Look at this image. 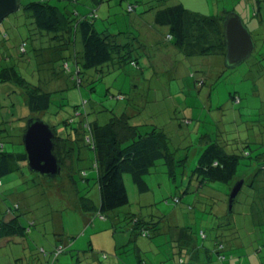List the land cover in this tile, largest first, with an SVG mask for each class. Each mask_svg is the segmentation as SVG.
Here are the masks:
<instances>
[{
  "label": "rangeland",
  "instance_id": "1",
  "mask_svg": "<svg viewBox=\"0 0 264 264\" xmlns=\"http://www.w3.org/2000/svg\"><path fill=\"white\" fill-rule=\"evenodd\" d=\"M19 1L25 4L41 0ZM164 1L166 5L180 1L202 15H207L208 10H214L216 5L220 7L219 14L234 10L245 26L249 25L248 16V21L256 24L257 32L251 33L256 48L246 61L234 68H227L224 62L218 66L211 65L212 58H197L206 66L201 70L194 64V59L174 51L171 43L165 40L168 29L154 24V11L144 13L162 3L161 0H104L95 8L96 28L110 34L121 33L118 37L120 43L126 40L133 42L138 35L142 47L137 44V39L134 46L138 48L139 65L129 63L112 71L103 67L99 78L94 71H85L79 75L80 85L77 86L76 78L70 80L67 74L60 73V63L55 56L56 50L55 53L52 50L50 35L38 34L22 7L0 24V33L5 27L8 35L7 40L0 41V54L7 58L5 63L16 65L31 85L53 93V105L49 111L45 115H31L24 105L22 90L11 83L1 85L0 101L4 107L1 118L8 121L5 127H11L13 142L21 141L20 130L32 117L53 126L60 137L66 132L61 121L73 117L75 111L85 113L89 122L98 121L100 124L126 113L132 116L131 123L140 121L162 127L169 137L171 150L176 151L175 158L187 157L185 166L177 167L175 180L169 178L165 166L158 162L145 177L149 188L145 193H139L130 176L125 174L123 180L129 204L115 211L114 214L118 213L116 221H103L98 217L93 154L86 147L82 148L79 160L75 161L73 175L77 188L65 172L47 179L31 173L27 167L0 178L3 183L0 194L9 193L14 200H19L17 192L19 195L23 193L24 198H32L24 224L32 219L39 222L30 229L27 238L0 239V264H17L19 261L23 264H111L115 260L119 264H134L131 246L140 248L141 258L147 264H171L179 257L185 259V251H179L177 246L178 232L184 227L191 228L199 246L203 244L210 250V263L204 251L200 250L198 264L223 263L213 250L216 239L225 245V254L235 257L233 260L237 262L233 264H264V185L257 181L252 187L248 184L258 169L264 171V0H261L260 10L255 5L253 7L250 0ZM50 3L60 9L75 8L80 13L90 10L87 0H50ZM130 3L135 10L127 12ZM252 8L258 12V17L252 16ZM246 27L252 30L251 24ZM22 40L27 42L25 55L18 52ZM80 51V37L76 35L74 53L79 52L80 56ZM69 64L74 65L73 61ZM174 73L177 74L176 81L171 77ZM197 78L204 79L203 86L194 87ZM182 85L191 89L188 98L180 92ZM234 95L240 101L232 100ZM192 101L200 103L190 117L192 109H183ZM174 104L177 120H170L174 117L171 110ZM183 117L189 122L181 123ZM73 119L75 126L80 116ZM210 142L220 144L229 153L242 156L246 150L250 154L249 159L243 157L240 160L237 176L247 181L230 209L228 196L237 181L233 185L218 182L200 184L191 178L202 150ZM11 145L5 143V151L24 149L23 145ZM257 156L262 158L260 162H256ZM31 176H37L38 181L32 186ZM22 182L25 183L20 185ZM13 185H20L17 192H14ZM51 190L59 191L60 195H49ZM79 195L86 196V200L91 198L92 206L85 200H79ZM5 199V205H11L7 195ZM128 213L145 221H159L160 231L152 236L137 237L135 244L128 243L131 237L125 230V215ZM113 224L119 232H113ZM203 236L204 239L201 238ZM116 243L123 248L116 251ZM57 245H65L66 252L54 259V247ZM119 252L122 254L118 255Z\"/></svg>",
  "mask_w": 264,
  "mask_h": 264
},
{
  "label": "trees",
  "instance_id": "2",
  "mask_svg": "<svg viewBox=\"0 0 264 264\" xmlns=\"http://www.w3.org/2000/svg\"><path fill=\"white\" fill-rule=\"evenodd\" d=\"M87 1L90 3V10L85 13H80L75 8L69 9L65 7L60 9L56 4L50 3V0L28 1L25 4H21L19 1L20 7H22L23 12L28 14V18L32 20V24L38 34L46 33L50 35L49 41L53 44L52 50L53 52L56 50L58 53L55 56L58 63H60V67L58 68L60 73L67 74L70 80L76 78L77 86L80 85L79 75L85 71L92 70L96 73L97 78H99L103 74V71H101L103 67L108 68V71H112L119 70L129 63L138 66L140 56L136 53L138 48L134 46L136 39L138 40L137 44L142 47V44H139L138 35L135 38L132 37L134 38L133 42H127L126 40L120 43L118 37L121 33L110 34L107 30H98L94 23L96 18L95 8L104 0ZM161 1L162 3L145 10L144 13L154 11V24L168 29L165 40L170 42L177 52L190 59H206L212 56L224 55L225 46L221 24L225 16L202 15L185 9L181 3L166 5L164 0ZM134 10L133 4H128L127 12ZM6 30L7 28L4 27V30L0 33V41L8 39ZM76 35L80 37V56L79 52L74 53ZM26 46L27 42L22 40L18 49L20 55L26 54ZM0 57V87L2 84L7 83L17 86L22 90L26 110L31 115H45L53 105V93L45 91L40 86L28 83L19 73L16 65L5 63V59L7 58L4 59L1 54ZM51 58L54 57L52 56ZM70 61H73V66H70ZM3 62L4 65H2ZM200 69L202 70L203 68ZM205 72L207 71L205 70ZM172 78L175 80L177 75H173ZM203 85L204 79L197 78L194 87H201ZM180 92L185 97L188 95V98L191 89L185 88L182 85ZM231 98L234 101H240L236 95ZM199 103L192 101L191 105L189 103L183 110L192 109L189 113L191 117L194 115L193 109L195 110V107ZM3 108L0 101V178L27 169L24 149L17 150L13 148L12 151H5L4 149L5 143L12 144L11 146L15 147L22 145V142L19 141L17 144L13 142L10 132L11 127H5L8 121H4L1 118ZM171 110L174 113V117H170V120H177L175 104L171 105ZM75 116H80V120L74 126L73 124H76L73 119ZM131 118V115L123 113L118 117L110 118L104 124H100L98 121L89 122L85 113H77L75 111L73 117L61 121L66 132L60 137L56 135L54 127L49 125L54 133L53 154L59 161L61 172H65L74 185L77 184L74 180L73 171L75 172V161L79 160L80 151L83 147H86L92 152V169L96 173L93 180L98 193L96 212L99 219L103 221L109 219L116 221L115 218H117L118 213L114 214L115 211L129 204L123 180L125 174L130 176L133 185L139 193H145L149 190L145 177L150 175L151 170L156 167L158 162H161L165 166L169 178L175 180L177 177V167H184L187 161L186 156L182 159L175 158L176 151L171 150L169 137L162 127L144 124L140 121L131 123ZM181 120V123L189 122L185 117ZM20 133H24V128L20 130ZM243 157L250 158L248 151L243 150L241 156L227 152L218 143L210 142L202 150L197 164L192 170L191 178L198 180L200 184L218 182L233 185L236 181L241 180V176H237V172L240 160ZM261 160L262 158L257 156L256 162H260ZM251 164L252 160L249 161L247 167L249 168ZM258 170L250 177L252 179H249L248 184L250 187L254 186L256 181L264 185V177H260L264 176V171L262 169ZM82 176H85V174ZM31 177L32 186L35 185V180L33 176ZM244 180L247 181L246 179ZM241 181L243 182V186L245 181ZM23 183L25 182H22L20 185ZM2 186L3 183L0 180V188ZM15 186L13 185L14 192H17L19 186ZM15 194L19 196V200H14L6 192H1L0 194V239L27 238L30 234V229L36 225L33 219L28 220L26 225L24 224L25 214L30 210L21 207L20 202L23 199L27 200V198H24L25 195L23 193L21 195L18 192ZM6 195L12 202L11 205H5ZM85 197L79 195L77 198L81 201L85 200L88 205L92 206L93 201L91 198L90 200H86ZM125 222V230L131 236L128 243L135 244L137 237L152 236L153 233L156 234L160 231L159 221H145L133 213L125 215ZM113 229L114 233L119 232L116 227ZM201 238L204 239L205 237ZM201 245L199 246L195 242V235L190 227L182 228L178 232L177 246L179 251H185L186 256L185 259L179 257L171 264H198L200 250L204 251L207 256V262L210 263V255H208L210 250L203 244ZM213 246H215L213 250L217 255V259L223 261L222 264H233L235 262L233 260L235 257L231 258L232 254L230 256V254L224 253L226 247L221 240L216 239ZM114 247L118 251L123 248V245L116 243ZM131 248L134 255V264H147L141 258L140 248L138 246H131ZM65 249V245L54 247L53 258L56 259L59 255L65 253ZM41 252L46 255L44 250ZM120 254L122 253L119 252L118 255ZM105 256L103 254L104 258ZM17 264L23 263L19 261ZM111 264L119 263L115 260Z\"/></svg>",
  "mask_w": 264,
  "mask_h": 264
},
{
  "label": "water",
  "instance_id": "3",
  "mask_svg": "<svg viewBox=\"0 0 264 264\" xmlns=\"http://www.w3.org/2000/svg\"><path fill=\"white\" fill-rule=\"evenodd\" d=\"M19 8V0H0V24ZM222 35L225 45L224 64L227 68H234L251 56L254 43L238 14L230 12L225 16L222 22ZM53 139L54 133L48 124L38 118L27 121L21 142L26 153L27 168L31 173L47 179L60 175L59 161L53 154ZM242 184L241 180L237 181L231 188L228 196L229 209Z\"/></svg>",
  "mask_w": 264,
  "mask_h": 264
},
{
  "label": "crops",
  "instance_id": "4",
  "mask_svg": "<svg viewBox=\"0 0 264 264\" xmlns=\"http://www.w3.org/2000/svg\"><path fill=\"white\" fill-rule=\"evenodd\" d=\"M210 0H204V2H209ZM248 1V0H247ZM255 1V2H254ZM176 3H181L180 1H175V3L173 4V5H175ZM250 3L253 5V7H254V5H255V8H258L259 10H260V6H261V0H250ZM182 5H183V7H185V9H187V10H189V11H193V9L191 8H188V7H186L183 3H181ZM247 7V6H246ZM234 9L236 8V7H233ZM255 8L253 9V17H258L257 15H258V12H255ZM213 9L214 10H212V9H210V10H208V14H207V16H219V15H221V16H226L228 13H230V12H234V10H232V9H230V10H232V11H230V12H228V11H225L223 14H219L218 12H219V10H220V7L218 8L217 7V5H216V7H213ZM222 10V9H221ZM222 11H224V10H222ZM194 12H197V11H194ZM217 12V13H216ZM234 13H236V12H234ZM237 14V13H236ZM238 16L240 17V15L238 14ZM247 17V22L249 23V25L251 24V28H252V30H249L248 29V27H246V26H249V25H246L245 26V23L243 22V19L240 17V19H241V21H242V23H243V25H244V27L247 29V31L249 32V34L251 35V33L252 32H255L256 31V24H253V22H249L248 20H249V17L248 16H246ZM225 18V17H224ZM261 19V18H260ZM261 20H263V19H261ZM258 24L260 25L261 24V21H260V23L258 22ZM222 25V24H221ZM258 25V26H259ZM257 32V31H256ZM146 34H149V32H147ZM251 38H252V36H251ZM252 41H253V43H254V48H253V51H254V49L256 48V44H255V41L253 40V38H252ZM224 42V41H223ZM225 46V45H224ZM224 50H225V47H224ZM174 51H175V49H174ZM224 57H225V51H224V55L223 56H212L211 58L213 59V60H211V65H214V66H218V65H220L221 63H223L224 62ZM49 58V57H48ZM194 59V61H195V63L194 64H196L197 65V67H200V68H203V69H205V65H204V62L202 61V63H199L198 62V60H196L197 58H193ZM199 59V58H198ZM202 59H205V58H202ZM191 63H192V61H191ZM202 64V65H201ZM146 65H147V62H146ZM209 65V64H208ZM225 65V64H224ZM210 66V65H209ZM173 75H177V74H173ZM173 75L171 76V77H173ZM25 129V128H24ZM37 176H33V179L36 181V182H38L37 181V178H36ZM45 183V187H46V182H44ZM73 184V183H72ZM76 187L78 186V185H75ZM50 187H52V186H50ZM49 195H52V196H59L60 195V192L58 191V192H54V191H50V194ZM21 207H23V208H25V209H27V210H29L30 209V205L32 204V198L31 197H27V200L26 199H23V200H21ZM33 221L35 222L34 224H38L39 222L37 221V220H34L33 219ZM60 227H61V225H60ZM30 233V232H29ZM67 242V241H66ZM75 243V242H74ZM69 246H71V244H69ZM235 262H237V261H235ZM234 262V263H235Z\"/></svg>",
  "mask_w": 264,
  "mask_h": 264
}]
</instances>
